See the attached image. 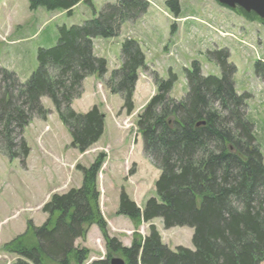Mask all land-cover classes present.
<instances>
[{
    "label": "trees",
    "instance_id": "1",
    "mask_svg": "<svg viewBox=\"0 0 264 264\" xmlns=\"http://www.w3.org/2000/svg\"><path fill=\"white\" fill-rule=\"evenodd\" d=\"M28 2L32 11L43 7L69 15L81 3L92 6L91 0ZM167 5L180 13L177 0ZM149 6L147 0H117L82 25L58 28L56 45L39 49L38 68L25 82L13 71L0 69V152L4 156L25 166L30 148L22 134L34 119L46 121L51 114L43 98L52 102L68 129L73 149L84 154L100 140L105 116L99 108L94 106L85 114L72 109L73 101L83 94L84 80L93 76L104 81L108 72L107 61L94 53V41L117 37L122 25L139 20ZM237 11L247 19L260 20L254 13ZM208 55L220 65L221 77L204 76L195 61L186 71L187 95L175 100L170 93L177 77L169 72L139 116L144 154L160 171L155 183L157 198L149 199L141 210L122 192L116 213L136 226L161 219L166 230L191 228L194 250L179 247L171 251L153 225L144 239L135 233L129 248L110 237L99 205L97 178L106 158L100 154L90 167L79 166L80 188L51 197L43 207L48 218L42 226L29 222L27 232L5 246V251L19 257L15 264H111L116 257L126 264L264 261V158L254 124L245 112L249 96L234 89L228 50L217 49ZM121 58V68L112 72L107 85L111 94H124V109L131 114L138 71L147 66L132 39L123 42ZM92 226L98 227L105 240L106 256L90 262V250L75 243Z\"/></svg>",
    "mask_w": 264,
    "mask_h": 264
},
{
    "label": "rangeland",
    "instance_id": "2",
    "mask_svg": "<svg viewBox=\"0 0 264 264\" xmlns=\"http://www.w3.org/2000/svg\"><path fill=\"white\" fill-rule=\"evenodd\" d=\"M147 1L150 6L146 15L122 25L117 37L95 39L94 53L107 61L108 72L104 81L92 76L86 84V78L85 94L73 101L72 109L77 113L85 114L97 106L105 116L100 140L84 154L73 149L68 129L59 120L52 102L43 98V106L52 111L46 121L34 119L22 134L30 148L25 166L19 160L10 161L0 152V264L17 262L19 257L5 251V246L25 234L29 222L35 227L42 226L48 218L43 207L51 197L80 188L83 175L79 166L90 167L100 154L106 158L97 178L99 205L110 237L118 238L129 248L135 233L144 239L153 225L171 251L176 252L179 247L194 250L191 228L166 230L161 219L136 226L116 213L122 192L141 210L149 199L157 198L155 183L160 171L144 154L137 125L139 116L169 72L177 77L170 93L175 100L187 95L186 71L193 62L201 65L204 76L221 77L222 69L209 57V51L228 50L234 89L239 95L249 96L245 112L254 124L264 158V23L247 19L215 0H177L179 14L167 5L173 0ZM91 2L92 6L79 4L69 15L43 7L32 11L28 0H0V69L13 71L20 81H27L38 68L39 49L56 45L58 28L82 25L96 17L106 4L117 0ZM193 14L201 23L199 32L188 31L184 25L186 20L182 17ZM200 26L193 24L192 28ZM130 39L137 42L144 54L147 69L138 71L132 96L134 109L128 114L124 94H111L107 83L112 72L121 68V47ZM75 246L90 250V262L106 256V243L96 226L89 229L84 239H78Z\"/></svg>",
    "mask_w": 264,
    "mask_h": 264
},
{
    "label": "water",
    "instance_id": "3",
    "mask_svg": "<svg viewBox=\"0 0 264 264\" xmlns=\"http://www.w3.org/2000/svg\"><path fill=\"white\" fill-rule=\"evenodd\" d=\"M231 10L242 9L247 14L254 13L264 22V0H215ZM111 264H126L122 258H113Z\"/></svg>",
    "mask_w": 264,
    "mask_h": 264
},
{
    "label": "crops",
    "instance_id": "4",
    "mask_svg": "<svg viewBox=\"0 0 264 264\" xmlns=\"http://www.w3.org/2000/svg\"><path fill=\"white\" fill-rule=\"evenodd\" d=\"M195 14H193V15H186L185 17H182L183 19H185L186 20V22L184 23V25H186V26H188V31H191V30H198V32L201 30V26H200V21H198V20H196L195 19ZM199 25L200 27L198 28V29H195V28H192V25ZM190 26V27H189ZM55 40H56V38H55ZM11 45V44H10ZM15 45V44H14ZM88 81H90V79L88 78V79H86V84H87V82ZM85 92L86 91H84V93H83V95L85 94ZM52 111V110H51ZM111 224V223H110ZM93 227L94 226H92L91 228L93 229ZM98 229V228H97ZM111 229V228H110ZM99 230V229H98ZM99 232H100V230H99Z\"/></svg>",
    "mask_w": 264,
    "mask_h": 264
}]
</instances>
